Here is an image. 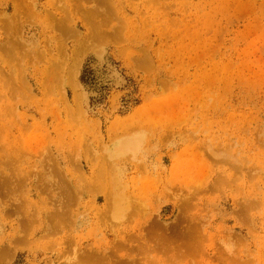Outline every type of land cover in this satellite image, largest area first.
Returning <instances> with one entry per match:
<instances>
[{
	"label": "rangeland",
	"instance_id": "rangeland-1",
	"mask_svg": "<svg viewBox=\"0 0 264 264\" xmlns=\"http://www.w3.org/2000/svg\"><path fill=\"white\" fill-rule=\"evenodd\" d=\"M0 264H264V0H0Z\"/></svg>",
	"mask_w": 264,
	"mask_h": 264
},
{
	"label": "bare ground",
	"instance_id": "bare-ground-1",
	"mask_svg": "<svg viewBox=\"0 0 264 264\" xmlns=\"http://www.w3.org/2000/svg\"><path fill=\"white\" fill-rule=\"evenodd\" d=\"M120 145H121V144H120ZM120 145H119V146H120ZM122 147H123V146H122ZM116 195H117V194H116ZM118 195H119V194H118ZM119 196H120V197H119ZM119 196H118V200H119V198L121 199V195H119ZM116 197H117V196H115V199H116ZM122 197H124V196H122ZM122 199H123V198H122ZM122 199H121V200H122ZM116 200H117V199H116ZM124 200H125V199H124ZM125 201H126V200H125ZM113 202H114V201H113ZM113 202H112V203H113ZM120 202H122V205H121V206H123V207H121V208H125V206H126V205H125L126 202H125L124 205H123V200L120 201ZM112 203H111V204H112ZM107 204H108V203H107ZM114 206L116 207L117 204L115 205V203H114ZM118 206H120V204H118ZM117 209H118V207H117ZM117 209L115 208L116 212H115V210H113V211H114L115 213H117V212L119 213V209H118V211H117ZM118 213H117V214H118Z\"/></svg>",
	"mask_w": 264,
	"mask_h": 264
},
{
	"label": "trees",
	"instance_id": "trees-1",
	"mask_svg": "<svg viewBox=\"0 0 264 264\" xmlns=\"http://www.w3.org/2000/svg\"><path fill=\"white\" fill-rule=\"evenodd\" d=\"M88 71L87 69L83 70V73L81 74L80 80L81 82L85 83L86 82V76L85 72Z\"/></svg>",
	"mask_w": 264,
	"mask_h": 264
}]
</instances>
